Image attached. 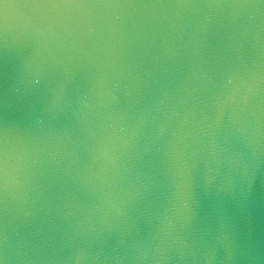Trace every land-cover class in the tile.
Masks as SVG:
<instances>
[{
  "label": "water",
  "instance_id": "water-1",
  "mask_svg": "<svg viewBox=\"0 0 264 264\" xmlns=\"http://www.w3.org/2000/svg\"><path fill=\"white\" fill-rule=\"evenodd\" d=\"M0 264H264V0H0Z\"/></svg>",
  "mask_w": 264,
  "mask_h": 264
}]
</instances>
